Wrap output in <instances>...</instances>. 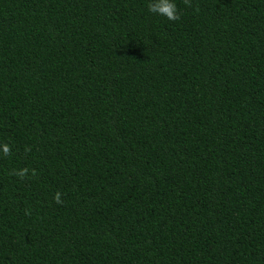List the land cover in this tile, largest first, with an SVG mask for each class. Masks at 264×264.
<instances>
[{
	"label": "trees",
	"instance_id": "1",
	"mask_svg": "<svg viewBox=\"0 0 264 264\" xmlns=\"http://www.w3.org/2000/svg\"><path fill=\"white\" fill-rule=\"evenodd\" d=\"M148 3L0 0V264H264V0Z\"/></svg>",
	"mask_w": 264,
	"mask_h": 264
},
{
	"label": "clouds",
	"instance_id": "2",
	"mask_svg": "<svg viewBox=\"0 0 264 264\" xmlns=\"http://www.w3.org/2000/svg\"><path fill=\"white\" fill-rule=\"evenodd\" d=\"M185 5L191 6V0H184ZM148 12L163 16L170 21H178L180 20V11L178 9L175 0H149L147 4ZM56 203H62L63 201L60 199V194L57 193L54 197ZM26 215L30 214L26 211Z\"/></svg>",
	"mask_w": 264,
	"mask_h": 264
}]
</instances>
